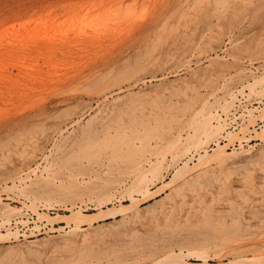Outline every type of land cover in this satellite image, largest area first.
I'll use <instances>...</instances> for the list:
<instances>
[{"label": "rangeland", "instance_id": "obj_1", "mask_svg": "<svg viewBox=\"0 0 264 264\" xmlns=\"http://www.w3.org/2000/svg\"><path fill=\"white\" fill-rule=\"evenodd\" d=\"M254 1L257 4L258 0ZM258 2L260 3L256 6L261 18L250 22L248 16L245 17L246 10L243 8L251 7L240 0H233L235 5L227 9L221 8L217 13L211 9V2L208 4L199 0H0V91L6 90L9 85V88L13 87L10 91L17 89L22 92L28 87L24 89L25 92L32 94V90H38L35 89L36 86L40 87V79L53 80L52 77H56L57 72L60 73L59 68L66 66L63 63L66 61L64 58L77 54V49L85 43V36L104 37L111 33L114 27L122 28V31L129 27V33H123L120 41L103 51L101 57L98 56L95 66L84 71L60 90L49 92L51 98H58L60 94L69 96L66 102L54 109L57 113L59 109L72 107L81 100L87 102L85 107L80 105L77 110V114L82 116L79 122L81 124L71 126L64 132L63 138L59 137L61 147L76 148L85 143V133L80 132L79 126L87 122L92 115V125L98 128L99 125H112L115 120L123 119L131 124V121L140 117L150 116L156 108L153 106L156 102H159L158 105L173 103L172 112L177 115L172 120L189 125L198 124L201 120V108L204 112L209 108L210 112L216 115L211 114L213 117L207 123L209 128L206 125L209 129L204 132L206 135L200 134L201 144L196 143L194 147L197 148H191L187 155L188 158L192 157L188 162L191 167L184 176L189 178L192 188L181 205L182 210L180 198H167V189L155 197L141 200L134 210L131 208L127 209L128 211L106 215L102 212L107 210V207H129L131 202L128 193L123 191L125 186H129V177L124 179V184L111 188L110 191L106 189L98 193H83L77 197L64 188H61V192L57 188L58 195L56 191L47 198L39 199L29 194L37 185L35 174L57 185L60 182H64V186L66 183L70 184L69 180L74 176L73 179L78 180L79 184L91 185L93 181H97L94 178L109 179L116 172H122L124 164L119 162L113 168L103 162L100 165L94 163L88 168L83 166L76 169L58 163L57 160L63 156L61 147L52 144L44 131L37 126L43 122L49 126L53 122V119L48 117L52 110L45 114L44 111H39V107L31 109L26 101L18 102L21 107L13 108L0 118V205L4 203L3 205L14 206L19 210L8 216L9 223L5 221L0 224V256L9 249H16L19 251L18 257L12 264H21L22 258L27 261L25 264H83L85 254H93L103 260L113 259L110 250L114 249L116 256L127 259V262L123 261L121 264H157L153 260L154 257L132 261L131 257L140 253L131 247L133 241L139 237L148 238L151 244L145 246L143 253H146L147 249L162 253L160 238L169 237L171 234L183 237L188 232L196 236L201 234L198 237L202 242L193 247L207 251L206 264H232L230 261L236 256L250 258L255 254L263 255L264 241L261 242V238L264 232L261 231H264V220L259 218L264 217V121L257 125L258 128H249V124H254L256 119H264V94L259 93V90L264 88V0ZM116 12H119V15L113 16ZM232 13L238 14L239 17L234 21L236 24L231 35L233 39L230 41L226 29ZM120 15L124 17L120 18ZM148 16L151 18H147ZM144 18L147 20L143 21ZM68 45H72V50L67 52ZM84 46L86 48V44ZM99 75L111 84L107 83L108 90L104 88L102 92H98L99 87L93 76ZM235 75L243 77L237 84V81L231 83V88L243 86L244 90L241 89L243 94L237 95L239 98L236 99L238 102L234 103V107L243 109L249 117L248 123L240 128L228 129L238 136L229 141L225 135L230 113L223 112L219 105L224 94L222 86L226 83L223 81H229ZM35 76L39 77L34 78ZM37 80L39 84L36 83ZM250 83L253 90L249 92L251 89L247 84ZM25 84H29L33 89L29 88V85L25 87ZM103 93L107 96L103 97ZM97 95L98 103L95 102ZM1 101L0 106L3 105ZM250 101L256 106L248 107L247 102ZM234 107L230 109L233 113L236 109ZM217 114H221L223 120L219 119ZM216 120L219 129L213 137L207 139V132L216 130ZM243 127L247 129L241 130ZM24 129L30 131H24V136L18 134V138L26 140L24 144L28 146L25 155H22L24 153L16 145L15 134ZM254 131H261L262 134L258 135ZM32 139L40 149L35 155L29 156L28 154H33L28 143ZM215 142L223 146V154H211ZM204 150L210 155L199 160L198 156L203 154ZM188 158L185 157V160ZM7 172L14 176L15 187L12 186V178L5 176ZM6 186L10 188L5 189ZM154 189L155 187L152 190ZM196 199H199V202H196ZM201 200H206L202 205L208 204L206 206L212 207V215L220 216L213 220V224L220 222L225 228H236L239 223L244 235L242 232L218 233L213 226L211 229L194 226L193 223L203 220L204 216L198 212L193 215L188 213L190 203L202 210L204 205H201ZM174 204H179V211L168 216L166 210L170 211ZM233 210L236 212L232 215L230 212ZM73 211L87 216L101 215L89 222L77 223L69 218ZM8 230L16 233L8 237ZM221 238H229L230 242L220 241ZM28 242L37 250L39 257L27 251L25 244ZM172 249L178 251L177 246ZM185 261L203 264L201 258L193 256L186 257Z\"/></svg>", "mask_w": 264, "mask_h": 264}, {"label": "bare ground", "instance_id": "obj_2", "mask_svg": "<svg viewBox=\"0 0 264 264\" xmlns=\"http://www.w3.org/2000/svg\"><path fill=\"white\" fill-rule=\"evenodd\" d=\"M199 1H201V2L206 1L207 3L211 2L212 3L211 9L213 8L215 13H217V10H221V8L225 7L227 9L228 7L236 4V3H233V0H199ZM240 1L242 3H246L247 6L251 7L249 9L243 8L244 10H246V16L245 15L244 16L245 17L248 16V19L250 22H253L255 19H256V21L260 20L261 15L259 13V8H257V6H256L260 3V2H258L259 0L257 1V4H255L254 0L253 1L252 0H240ZM184 4H186V3L184 2ZM115 7H117V6H115ZM143 7H141V8H143ZM115 10H116V8H115ZM122 10H123V8H122ZM130 11H132V10H130ZM123 12H125V11H123ZM140 12H141V10H140ZM112 13H110V14L112 15ZM116 15H119V12H116V14L113 16H116ZM128 15H126V16H128ZM106 17H108V15ZM123 17H121V15H120V18H123ZM238 17H239L238 14L235 13V14H233V16H231V18L229 20L230 22L228 24V28L226 29V34H227V36H229L230 41L233 39V36H231V35H232V33H234L233 29L235 27L234 25L236 24L234 21H237ZM147 18H149V16ZM147 18L146 19L144 18L145 20H143V21H146ZM109 19H110V17H109ZM237 28H239L238 25H237ZM128 31H129V27L124 28V31H122V28L119 29L117 27H114L113 31L111 33H109L108 35H105L104 37H99L97 35L85 36L83 42H85L84 45L86 44V48L83 45L80 49H77V51H76L77 54H74V55H71L70 57L64 58V59H66V61H64L63 63L66 64V66L63 64L65 67L62 66L63 67V68H61L62 70L59 68L58 71H60V73L57 72L56 77L50 76V77H52L53 80H50V79L45 80V79H43L44 77L42 78L43 80L40 79L42 81L41 82L39 80V82L41 83L39 85L40 87L37 88V86H36L35 89H38V90H36V91L32 90L33 91L32 94L25 92L24 89H27L28 87L27 88L23 87L24 91L22 90V92H21V90H17V89H15L16 91L12 90V91H14V92H12V91H10V89L11 88L13 89V87L9 88V85H7L6 90L0 91V97L2 98V101H1V98H0V101L3 104L2 106H0V118L3 117L1 115H3L4 113L8 114L13 108L21 107V105L18 104V102H20V101H26L29 104V107L31 109L39 107V111L42 110L45 112V114H49L48 111L52 110V111H50L51 113L49 114L48 117L53 119V122L49 126H46V124L44 122L41 123L40 125H37V126L40 130H42V132L44 131L43 133H45L46 138L49 139V141H51L52 144L57 145V147H61L60 146L61 143H59L58 139L63 138L64 132H66L67 129H69L71 126H74L75 124H81V123H79L81 120V118H80L81 115H79L80 113L77 114V110L80 108L79 107L80 105L85 107L84 104H86L87 102L84 103L85 101L78 100V101H80L79 103L74 104L72 107L71 106H67L66 108L63 107L64 109L63 108L59 109V113H57L56 110H54V109H57L58 105H60L61 103L66 102V99L68 100L69 96L66 97V96L60 94L58 96L56 95L58 98H51V97H49L50 96L49 92H51V90L52 91L53 90L54 91L60 90L61 87H63L64 85H66V84L70 83L71 81H74L76 78H78L79 75L82 74L84 71L88 70L90 67L95 66L96 62L98 60V56L101 57L102 56L101 53L103 54V51H106L111 46H114L116 44V41H120L122 39V34L123 33H125V34L129 33ZM168 31H169V29H168ZM239 33L240 32H238V34ZM78 36H80V35H78ZM239 36H241V34ZM238 41L239 40H237V41L235 40V42H238ZM87 46H88V48H87ZM67 48H68L67 52L69 50H72V45H68ZM136 59L138 60V58H136ZM129 71H131V70H129ZM53 72H51V73H53ZM109 75H110V73H109ZM4 76L8 77L7 75H4ZM38 77L35 76L34 78H38ZM50 77H48V78H50ZM242 77L243 76H241V75H235L229 81H225V80L223 81L224 83L225 82L226 83L222 86L224 94L222 96L221 104L219 105L223 112L225 111L227 113H231L230 109L235 106L234 103L236 102V99L238 100V98H239V97L237 98V95L239 93H242L241 89H243V86L241 88L232 89L230 84L234 83L236 81H237L236 82V84H237L242 79ZM45 78H46V76H45ZM93 78H94L93 79L94 82L99 87L98 92H102V90L104 88L105 89L108 88L107 83H109V82H107L103 76L102 77L100 75L99 76H93ZM114 78H116V77L114 76ZM31 79L33 80V78H31ZM7 80H8V78H7ZM7 80H6V82H7ZM84 82H85V80H84ZM113 82H114V80H113ZM36 83L39 84L38 80L36 81ZM29 84H30V82H29ZM29 84H27V85H29ZM85 84H86V82H85ZM27 85L25 84V87ZM245 85H246V83H245ZM247 85L251 89L252 84L250 83ZM14 87H16V86H14ZM86 87H87V85H86ZM29 88L33 89V87H30V85H29ZM70 88H72V87H70ZM252 90L253 89L249 90V92ZM259 91H260L259 92L260 94H264V88H261ZM103 94H104L103 97L107 96L106 93H103ZM98 96L99 95H97V97H96L97 98L96 101L93 100V102L95 101L96 103H98V100H99ZM238 96H240V95H238ZM93 99H95V98H93ZM161 102L162 101H160V103ZM158 104H159V102H156L153 105V106H156V108L152 110V112L150 113V116H147L144 118L140 117L139 119L137 118L138 120L131 121L132 122L131 124H128L123 119H120V120H115L114 123L112 122V125L104 124V125H99V128L93 127L91 120L94 117H93V115L92 116L90 115L91 117L88 119V121L85 122L82 126H79L80 132L85 133V140H84L85 143L82 146L76 147V148L69 147V148L65 149V148H63V146L60 148V149H62V155L63 156L57 161H58V163L60 162L63 165L75 167L76 169H78V168L81 169V168H83V166H85V168H88L89 165H94V163L100 165V164H103V162L104 163L107 162L108 165H110L114 168V166H116L120 162V163L124 164V170L122 172L118 171L114 175L112 174L113 176L111 178L104 179L106 181H104L103 179L101 180L99 178H94V179H97V181L94 182L92 180L93 183H91V185H81V183L80 184L78 183V180L76 181L75 179H73L75 176L72 177V175H71L72 180H69L70 184L65 182L67 184L65 186L63 184L64 182H60L57 185V184H54L53 182H51L50 180H48V179L46 180V178L35 174L37 185H36V188H34V190H33V188H28L30 190L31 189L33 190L32 192L29 190L31 192L29 194H31L33 197H36L39 199L44 198V197L47 198L49 196H52L53 193H55L58 189H59L58 191L61 192L60 191L61 188H64V189H67L68 192L70 191L69 193L72 196L77 197L79 195H82L83 193H85V194L86 193L87 194L88 193H98L99 191H103L106 189H107L106 191H110L111 188H114V187H117V186L124 184L123 183L124 179L129 177V180H130L129 186H125V188L123 190L125 193H128V196H129V199L131 202L129 207L127 205H120L119 208H116L114 206L109 207V208L107 207V210L106 209L103 210L104 211V212H102L103 214H106V215L115 214L116 212H121L124 210L128 211L127 209H131V208H133V210H134V208H136L137 204L141 200H146L148 198L155 197V196L161 194L162 192L164 193L167 189L169 190L168 193L166 194L167 198H170L171 200H175L176 198H180L179 204H180V210H182L181 205L183 204L186 197L188 196L187 195L188 191H190V189L192 188V183L190 182L189 178H186L184 176L186 174V172H188L190 167H191L188 165V162H189V160H191L192 157L188 158L189 156H187V155H189L190 150H192L191 148H193L196 145V143L200 142L198 144L199 145L201 144V141H199V140H201L200 134L201 133L203 134L205 131L209 130L206 128V125H207V123L210 122L209 119H211V117H213L212 115H214V114H213V112L212 113L210 112L208 106H207L208 110L206 112L202 111V108H201V111H200L201 120L198 122V124H190L189 125V124H185L183 122H177L176 120H172L174 118V116L177 115V114L172 112V110L174 109L173 103H172V105L171 104L169 105V103H166V104L163 103L162 105L161 104L158 105ZM10 105H11V107H10ZM90 107H92V102L90 103ZM84 109H87V108H84ZM88 109H90V108H88ZM249 112H250V110H249ZM82 114H83V112H82ZM220 115H218V118L220 117ZM214 116H216V115H214ZM221 118L222 117H220L219 119H221ZM217 120L215 122H217ZM221 120H223V118ZM218 124L219 123L217 122V125L214 126V128L216 129L215 131H213V132L208 131L207 132V137H206L207 139H210L211 137H213L214 133L216 134L217 130L219 129ZM208 126L209 125H207V127ZM31 127H30V129H31ZM214 128H212V129H214ZM30 129H24L20 132L19 131L16 132V134H15L16 139H17L16 145L18 146L19 149L21 148L22 153H24V152L26 153L28 146L26 144H24V143H26V140H20L18 138V136H19L18 134H21V136H24L25 134L23 132L24 131H30ZM242 129H247V128L243 127V128H241V130ZM254 132L258 135L262 134L261 131H254ZM225 136L227 139H229V141H232L234 138L238 137L236 135V133H234L233 131H228V129H227ZM203 137L205 139L204 135H203ZM243 137H244V135H243ZM216 140L217 139H215V141ZM206 141H208V140H206ZM28 143H30V148L33 151V154H28V155L33 156V155H35V153L37 151H39V149H40L39 145L35 142L34 139L29 141ZM203 143H204V141H203ZM195 148H197V147H194V149ZM8 150H9V148H8ZM25 153L22 155H25ZM211 154H219V155L223 154V146H221L219 142H215V147L213 148V152ZM44 155H46V153L43 154V156ZM208 155H210L208 153V151L204 150L203 154H199V156H198L199 160L204 159ZM225 156H226V154H225ZM185 157H187L188 160L187 159L185 160ZM247 159H249V158L247 157ZM183 160H185V162ZM180 163H182L181 166L179 165ZM84 169H82V170H84ZM5 176L12 178V186L15 187L16 185H15V182L13 180L14 176L8 172L6 173ZM28 177H30V176H28ZM168 177H169V180H167ZM87 183L88 182H86V184ZM29 186H31V185H29ZM29 186L27 185V187H29ZM10 187H11V185H10ZM10 187L6 186L5 189L10 188ZM23 187H25V185ZM153 187H155L154 190H152ZM58 191H57L56 195H58ZM67 191H66V193H67ZM135 195L136 196L138 195L140 197H136ZM54 196H55V194H54ZM62 196H64L63 192H62ZM36 200H38V199H36ZM205 201L201 200V202H200L201 205H202V203H205ZM196 202H199V199L198 200L196 199ZM3 204L0 205V219H2V221H0L1 222L0 224L4 223L5 221H7V223H9L8 222V216L19 211L17 209V207L7 206V205H3ZM178 205L174 204L171 206L170 211L166 210L168 213V216L170 215V213H173V212L175 213L178 210V207H177ZM201 205H200V207H202L204 205L202 207L204 209H202V210L193 207L192 203H190V209H189V211L187 210L188 213H192V215L194 212H198V213H201L202 216H204L203 220H198L197 222L193 223L194 226L200 227L201 229H205V228L211 229L214 227L213 229L215 231H217L218 233L242 232L244 235L242 225L239 223H238V226L236 228H231L229 226H227L228 228H225L224 224H222L220 222H218L217 224H213V220L215 218L217 219L220 216L212 215V212H211L212 207L210 208L209 206H206L208 204H206V205L203 204L202 206ZM234 211L235 210H233V212H230V213H232V215H233V213L236 212V211L235 212ZM71 213L72 214H71V216L69 215L70 216L69 218L71 220L77 222V223L89 222L93 219H96L97 217H99L101 215L100 214V215H96V216H87V215H82L79 211H73ZM38 216H40V215H38ZM221 216L225 217V215H221ZM62 217H64V216H62ZM49 219L53 220L51 218H49ZM49 219H48V221H49ZM259 219L264 220V217H261ZM177 227L178 226H176L175 228L178 229ZM12 232H10L8 230L6 232L7 236L9 237V235H14L16 233V231H15V233H12ZM261 232H264V231H261ZM0 235H2V234H0ZM199 235H201V234H197V236H196V234L192 235L191 233L188 232V234H186L185 236L183 235V237H181V235H179V234H174V235L171 234L169 237L163 236L162 238L159 239L163 245V248L161 250L162 253H158L155 250L147 249L146 253H148V254L143 253V251H144L145 246H147V245L149 246L151 244V243H149L150 242L149 239L139 237L137 240L133 241L134 243L131 247H133V249H136L137 252L140 251V253H138V255H136L133 258L131 257V259H132V261L135 260L137 262V260L140 261V259H143L145 257H154L153 260H155L157 262V264H198V263H188L187 261H185L186 257L193 256L196 258H201L203 260V264H206L205 259H206V257H208L207 251L203 248L193 247L195 245H199L202 242L201 239L198 237ZM190 236H191V238H189ZM262 236H261L262 237L261 242L264 241V235H262ZM192 237H194V238H192ZM259 238H260V235H259ZM259 238H258V240H259ZM228 240H229V238H226V239L221 238L220 239V241H223V242H228ZM235 241H237V239ZM229 242H230V240H229ZM25 245L28 248L27 251L30 254L39 257L38 253L36 252L37 250H34L31 243L28 242ZM174 246L178 247V249H177L178 251H175L172 249ZM237 246H239V245H237ZM135 247H137V248H135ZM184 247L186 249H183ZM229 247H230V245H229ZM138 248H141V249L138 250ZM220 251H222V250H220ZM18 252L19 251L16 249H12V250L9 249V250L5 251L0 256V264H12L13 260H17ZM110 253L113 254V259L107 258L106 260L100 259L98 256L93 255V254H85L83 264H121V262H123V261L127 262L126 261L127 259L119 258L118 256H116L117 254H114V249H111ZM108 255H109V251H108ZM120 259H122V260H120ZM20 261H21V264H25L27 262L24 260V258H22ZM251 262H259V263L264 262V254L263 255H256L255 254L254 256L252 255V257H250V258H249V256H245V257L236 256V258L233 261H230V263H232V264H246V263L251 264ZM15 264H19V263L17 262Z\"/></svg>", "mask_w": 264, "mask_h": 264}, {"label": "built area", "instance_id": "obj_3", "mask_svg": "<svg viewBox=\"0 0 264 264\" xmlns=\"http://www.w3.org/2000/svg\"><path fill=\"white\" fill-rule=\"evenodd\" d=\"M254 101V100H253ZM253 101H250V102H247L248 104V107H251V106H256L253 104ZM244 103V102H243ZM259 103L257 102V105ZM236 110L234 109V113L231 111V113L229 114V117H228V120H227V123H228V126H227V129L229 128H233V129H236L237 127H241V125L245 124V123H248V115L247 113H244L246 111L243 112V109L239 108L238 106L235 107ZM242 113H243V117H242ZM257 114V113H255ZM264 121L263 120H260L259 118L255 120L254 124H249V128H258L257 125L259 123H262Z\"/></svg>", "mask_w": 264, "mask_h": 264}]
</instances>
